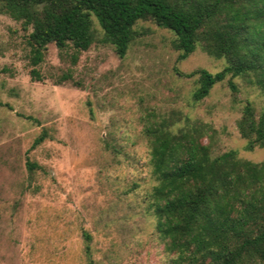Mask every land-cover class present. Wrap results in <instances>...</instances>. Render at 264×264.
<instances>
[{
    "label": "rangeland",
    "instance_id": "374dc122",
    "mask_svg": "<svg viewBox=\"0 0 264 264\" xmlns=\"http://www.w3.org/2000/svg\"><path fill=\"white\" fill-rule=\"evenodd\" d=\"M92 23L96 40L75 62L72 47L50 42L34 79L30 29L0 9V264H167L148 207V114L204 123L212 156L264 160V146L247 149L236 127L246 101L264 110L259 89L236 76L232 92L227 77L194 101L197 75L176 71L215 73L223 58L197 46L178 60L173 33L150 20L119 57ZM42 130L49 136L32 146Z\"/></svg>",
    "mask_w": 264,
    "mask_h": 264
},
{
    "label": "trees",
    "instance_id": "16d2710c",
    "mask_svg": "<svg viewBox=\"0 0 264 264\" xmlns=\"http://www.w3.org/2000/svg\"><path fill=\"white\" fill-rule=\"evenodd\" d=\"M0 9L30 29L27 43L34 79L40 77L35 66L48 43L59 50L72 47L75 62L96 40L92 16L101 28L100 41L110 44L119 57L137 35V22L150 20L173 33L170 43L178 60L197 46L224 59L215 73L203 68L176 70L186 77L197 75L194 101L227 77L236 92V76L255 85L264 97V0H0ZM177 116L148 114L142 128L155 180L148 207L170 255L167 264H264V160L240 159L234 150L212 156L203 142L209 128ZM236 127L247 139V149L264 146V110L257 115L246 101ZM48 136L42 130L32 146ZM84 237L89 257L90 236Z\"/></svg>",
    "mask_w": 264,
    "mask_h": 264
}]
</instances>
